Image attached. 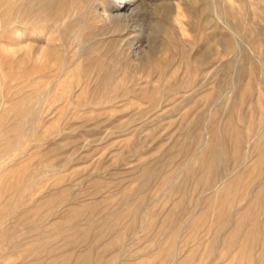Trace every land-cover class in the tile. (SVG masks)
<instances>
[{
	"label": "rangeland",
	"instance_id": "rangeland-1",
	"mask_svg": "<svg viewBox=\"0 0 264 264\" xmlns=\"http://www.w3.org/2000/svg\"><path fill=\"white\" fill-rule=\"evenodd\" d=\"M32 1L0 0V264H264V0Z\"/></svg>",
	"mask_w": 264,
	"mask_h": 264
},
{
	"label": "bare ground",
	"instance_id": "bare-ground-1",
	"mask_svg": "<svg viewBox=\"0 0 264 264\" xmlns=\"http://www.w3.org/2000/svg\"><path fill=\"white\" fill-rule=\"evenodd\" d=\"M34 1V0H33ZM32 1V2H33ZM43 1H45V0H38V3H39V5H43ZM36 4V3H35ZM101 6V5H100ZM33 7V6H32ZM31 8V7H30ZM61 8H63V7H61ZM97 8V7H96ZM37 9V8H36ZM57 9V8H56ZM99 9V8H98ZM43 10V9H42ZM111 10V9H110ZM29 11V10H28ZM33 12H35V10L33 11ZM40 12V11H39ZM54 12H56V11H54ZM53 12V13H54ZM73 12V11H72ZM75 12V11H74ZM29 13V12H28ZM38 14V13H37ZM42 14V13H41ZM40 14V15H41ZM55 14V13H54ZM111 14V13H110ZM40 15H39V17H40ZM118 15H120V13L118 14ZM117 15V16H118ZM70 16V15H69ZM72 16V15H71ZM121 16H123V15H121ZM94 17L95 18H98L99 19V21H107V23H109L108 22V18H111L110 17V15L109 14H107V15H105V14H103V13H100L98 10H96V9H94ZM93 17V18H94ZM112 17H113V15H112ZM125 17V16H124ZM117 18V17H116ZM43 19V18H42ZM119 19H121V17L120 18H118V23H119ZM113 21H111V23H112ZM102 23V22H101ZM104 25V24H103ZM107 25V24H106ZM82 26V25H81ZM101 26V25H100ZM109 26H110V24H109ZM113 27V26H112ZM16 28V27H15ZM104 28V27H103ZM118 28V27H117ZM116 28V29H117ZM111 30V29H110ZM112 30H114V29H112ZM16 32V31H15ZM18 32V31H17ZM42 32V31H41ZM116 32V31H115ZM16 35V34H15ZM17 35H18V33H17ZM18 37H19V35H18ZM41 39V38H40ZM233 45V44H232ZM150 60V59H149ZM154 63V62H153ZM63 65V64H62ZM65 66V65H64ZM65 68V67H64ZM59 75H60V73H59ZM59 78H61L60 76H58ZM216 137V136H215ZM220 137V136H219ZM213 139V138H212ZM216 140V139H215ZM222 141V140H221ZM212 143V142H211ZM209 144H210V142H209ZM218 144V143H217ZM224 144V143H223ZM239 144V143H238ZM211 146V145H210ZM213 146V145H212ZM219 146V145H218ZM221 147H223V146H221ZM222 150V149H221ZM216 154V153H215ZM213 156V155H212ZM210 157V156H209ZM217 157V156H216ZM207 158V157H206ZM210 159V158H209ZM213 159H215V158H213ZM205 160V159H204ZM217 161H218V159H216ZM199 161H200V159H199ZM214 161V160H213ZM216 161V162H217ZM201 162V161H200ZM209 162V161H208ZM212 162V161H211ZM210 164H212V163H210ZM207 166V165H206ZM213 167V166H212ZM212 167H211V169H212ZM214 168V167H213ZM216 169V168H215ZM262 169V168H261ZM209 171V170H208ZM210 172H212V171H210ZM264 180V179H263ZM260 184V183H259ZM258 191V190H257ZM259 205V204H258ZM263 205V204H262ZM89 209H90V207H89ZM133 211V210H132ZM257 214V213H256ZM135 216V215H134ZM118 219V218H117ZM115 222V221H114ZM263 225V224H262ZM256 226V225H255ZM264 226V225H263ZM254 229V228H253ZM256 229V228H255ZM261 231V230H260ZM263 232V231H262ZM252 237V236H251ZM263 239V238H262ZM263 248H264V246H263ZM94 252V251H93ZM244 254H245V252H244ZM93 259V258H92Z\"/></svg>",
	"mask_w": 264,
	"mask_h": 264
}]
</instances>
